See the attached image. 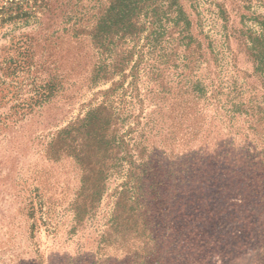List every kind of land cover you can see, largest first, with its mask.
Segmentation results:
<instances>
[{"label":"rangeland","instance_id":"1","mask_svg":"<svg viewBox=\"0 0 264 264\" xmlns=\"http://www.w3.org/2000/svg\"><path fill=\"white\" fill-rule=\"evenodd\" d=\"M181 1L202 43L192 70L193 79L205 88L195 106L202 120L196 136L180 139L185 127L174 124L176 84L185 70L181 64L166 68L150 59L146 47L136 88H127L123 116L128 118L116 126L117 135L129 127L137 128L133 136L143 133V158L151 171L142 180L147 231L140 240L147 245L116 237L102 241L112 233L109 218L120 175L105 181L90 215L77 222L81 165L70 149L47 153L52 136L96 108L103 99L100 92L119 77L90 83L96 60L92 45L68 35L62 43L49 38L42 29L49 15L42 25L12 34L0 27V264H264V178L256 188L247 148L254 136L241 134L250 125L245 117L230 121L227 116L232 86L239 93L235 102L253 100L264 108V82L246 47L248 32L258 30L257 21L264 19V0ZM23 33L31 39L34 60L44 64L29 73L22 68L10 73L2 68L3 61L19 59L17 40ZM52 77L61 89L41 102L35 89ZM129 81L124 80V88ZM110 100L116 103V94ZM224 154L230 155L228 164Z\"/></svg>","mask_w":264,"mask_h":264},{"label":"trees","instance_id":"2","mask_svg":"<svg viewBox=\"0 0 264 264\" xmlns=\"http://www.w3.org/2000/svg\"><path fill=\"white\" fill-rule=\"evenodd\" d=\"M46 15H49V21L42 29L48 33L49 38L56 36L62 43L68 35L75 42L86 40L92 45L96 60L92 66L90 83H104L114 76L119 77L111 82L109 88L100 92L103 99L96 108H90L84 116L77 117L66 128L59 130L48 143V154L61 155L70 149L81 165L83 185L76 198V221H81L84 215H90L103 192L105 181L114 174L120 175L122 182L109 218V230L112 233L103 235L102 241L106 244L112 237H116L122 242L139 240L147 245L150 242L140 240V236L145 237L144 232L147 231L143 211L147 209V193L144 192L142 180L151 171L143 158V133L133 136L131 134L137 128L129 127L123 134L117 135L116 126L128 118L127 115L123 116L127 88H136L139 65L144 60L146 47L150 59L166 68H177L181 64L185 70L176 84L175 99L179 110L175 117L179 121L174 124L177 128L181 125L185 127L180 139L196 136L202 120L195 112V106L205 88L199 79H193L192 70L197 57H201L199 53L202 43L192 29L191 19L181 0H0V27L6 26L9 29L6 34L30 26H40ZM257 22L258 30H250L247 34L246 47L253 59L255 72L264 82V19ZM59 31L61 34L56 35ZM144 31V44L137 48L136 43ZM130 42L134 44L127 48ZM17 45L22 49L19 59L4 60L3 69L16 73V70L22 68L29 73L32 67L44 64L34 60V50L27 34L18 37ZM179 47L183 48L181 54L177 53ZM50 54L48 57H51ZM131 61L129 72L126 73ZM127 77H130V81L124 88L123 82ZM155 77L157 82L161 79L158 68ZM59 85L56 78L52 77L35 89V95L39 101L46 102L61 89ZM235 90V86L230 88L234 96L229 99L227 116L230 121L243 116L250 123L241 134L245 138L249 137V133L254 136L247 144L250 150L248 157L252 159L249 162L252 164V182L260 189L264 178V108L260 102L253 100L247 104L235 102L239 94ZM162 91L169 94L164 89ZM220 93V89L215 90L217 102ZM115 94L116 103L110 100ZM133 97L137 98L138 95ZM139 148L141 150L138 151ZM216 155V158H222ZM224 157L226 159L223 163L228 164L230 155L224 154ZM146 239L151 241L150 238ZM143 252L148 256L151 251L147 252L146 249ZM134 264L139 263L135 261Z\"/></svg>","mask_w":264,"mask_h":264}]
</instances>
